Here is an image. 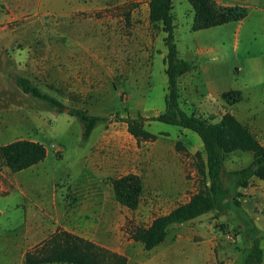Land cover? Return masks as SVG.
I'll return each mask as SVG.
<instances>
[{
    "label": "rangeland",
    "instance_id": "374dc122",
    "mask_svg": "<svg viewBox=\"0 0 264 264\" xmlns=\"http://www.w3.org/2000/svg\"><path fill=\"white\" fill-rule=\"evenodd\" d=\"M238 1L251 10L264 0ZM171 14L180 57L193 69L195 37L210 40L212 31L190 30L193 12L186 0H173ZM243 32L247 38L240 34L237 50L225 43L206 62L219 69L222 85L247 94L234 90L219 98L210 91L213 75L192 71L180 86L179 108L207 122L230 112L264 147V16L252 14ZM250 33L256 40L249 43ZM226 34L233 38L234 32ZM164 36L161 25L149 21L148 0H0V146L28 139L47 151L43 161L16 173L0 157V264H25V253L58 230L117 252L127 264H243L256 237L264 264V180L257 178L237 194L230 187L225 207L171 225L151 250L130 237L134 227L148 226L198 190L209 194L195 133L146 120L144 128L156 139L137 143L119 121L165 110ZM17 76L65 108L110 122L83 140L76 118L24 94L14 83ZM251 159L248 152H231L224 170ZM128 173L141 182L133 211L115 201L109 181ZM223 184L230 183L223 178Z\"/></svg>",
    "mask_w": 264,
    "mask_h": 264
},
{
    "label": "trees",
    "instance_id": "16d2710c",
    "mask_svg": "<svg viewBox=\"0 0 264 264\" xmlns=\"http://www.w3.org/2000/svg\"><path fill=\"white\" fill-rule=\"evenodd\" d=\"M172 1L148 0L149 21L160 24L161 31L165 34L163 38V45L166 48L164 73L167 78L165 110L150 118L137 114L135 117L125 116L119 121L126 124L128 134L137 143L156 139V134L144 128L146 120L161 122L195 133L202 143L205 156V175L208 180L209 194L200 189L191 195L187 202L174 207L164 215L155 217L148 226L134 227L130 231V237L134 242L142 244L145 250H151L160 245L165 240L171 225L181 224L225 207L227 204H224V201L232 192L230 187L237 194L236 190L244 188L251 179L264 180V147L233 114L224 112L217 121L207 122L194 115H188L179 108L178 78L189 72L192 66L178 57L173 34ZM186 1L193 12L190 25V30L193 32L236 22L245 18L247 14L242 6L221 7L214 0ZM14 83L24 94L44 103L46 108L56 112L67 109V114L76 118L81 124L83 140L89 138L97 125L110 122L108 116H95L82 109L65 108L58 99L43 92L26 77H15ZM234 93L236 91L229 90L222 93L221 98ZM114 117L119 119V113H115ZM235 151L248 152L252 159L246 166L226 172L225 157ZM46 153L42 143L28 139H18L0 146V157L12 173L38 164L45 159ZM223 178L230 183L226 187L223 184ZM109 181L115 201L128 210H135L141 194L139 177L128 173ZM261 259L262 250L259 239L254 237L243 259V264H261ZM24 261L25 264H127L125 256L62 230L52 233L32 251H27Z\"/></svg>",
    "mask_w": 264,
    "mask_h": 264
},
{
    "label": "crops",
    "instance_id": "0c3cea01",
    "mask_svg": "<svg viewBox=\"0 0 264 264\" xmlns=\"http://www.w3.org/2000/svg\"><path fill=\"white\" fill-rule=\"evenodd\" d=\"M214 1L217 5L221 7L242 6L246 9V12H247L246 17L236 22H229V23H226L220 26L209 28L208 30L212 31L210 32L211 33V36L209 37L210 40L204 39V36H199V34H197L198 36H196L195 38L199 44V48L194 54V58H196V62L192 63L193 69L190 72L185 73L184 75L178 78V86H179L180 93L182 91L180 89V86L182 85V81L185 79V77L187 76L190 77L189 75L192 71H193V76L197 75V77L206 75V74L213 75L212 77L213 79L210 78V80L214 83L215 86L213 87L214 89L210 91L215 96L219 97L223 92H226L228 90H240L242 93L245 90V88H242L240 86L230 87L229 85H222L221 79L219 77L220 75L219 69L213 68L214 70L212 71L211 69L212 66H209V64L206 62V58L209 55V53L214 50V48H216L218 51L225 49V43L228 44L229 49L232 48L233 51L237 50L238 45L240 44V34L243 36L242 37L243 40L247 38L246 35H244V32L242 34V31H244V27L246 26V24L248 22L250 23L251 15L252 14L254 15L255 13L256 14L260 13L264 16V1L262 2V5L254 6L251 10L249 9L248 5L244 3V1H238V0L237 1L236 0H214ZM192 18H193V14H192ZM191 23H192V19H191ZM226 32H232V34L234 32L233 38L227 36ZM222 33H225V34L223 35ZM251 35H253V33ZM259 38L264 41V34H260ZM251 40H256V36L253 35V37H249V43L251 42ZM180 56L181 54L178 50V57L181 58ZM187 62H190V61H187ZM191 90L193 91V88H191ZM192 91H190V93H192ZM243 94L246 95L247 93L245 92ZM246 100H247V96H246Z\"/></svg>",
    "mask_w": 264,
    "mask_h": 264
},
{
    "label": "water",
    "instance_id": "95a60500",
    "mask_svg": "<svg viewBox=\"0 0 264 264\" xmlns=\"http://www.w3.org/2000/svg\"><path fill=\"white\" fill-rule=\"evenodd\" d=\"M63 112H65V113H66V112H67V109H64V110H63Z\"/></svg>",
    "mask_w": 264,
    "mask_h": 264
}]
</instances>
